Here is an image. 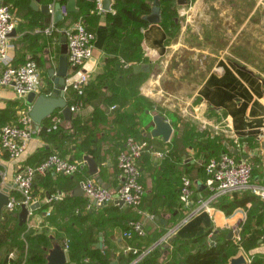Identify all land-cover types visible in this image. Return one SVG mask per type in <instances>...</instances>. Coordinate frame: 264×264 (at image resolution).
<instances>
[{"label":"crops","instance_id":"0c3cea01","mask_svg":"<svg viewBox=\"0 0 264 264\" xmlns=\"http://www.w3.org/2000/svg\"><path fill=\"white\" fill-rule=\"evenodd\" d=\"M56 1L39 0V3L53 4ZM12 11L16 22V28L11 34L14 44L10 52L13 63L34 60L38 77L43 84L41 91L46 94L53 88L47 72L50 68L58 67L63 44L61 39L64 36L62 30L69 20H63L60 27H55L52 15L45 16L39 10L32 9L29 4L28 7L14 5ZM106 12L100 9L98 19L89 23L95 34L92 57L85 64L89 75L87 87L92 92L90 100L79 110L71 112L69 118L62 112L59 130H36L21 158L11 159L0 150V188H8L9 196L19 200L20 193L13 179L16 169L20 165L36 164L48 154L56 152L70 160L80 158L79 156L83 158L85 155L92 157L106 187L114 189L118 182L117 167L112 162L116 158L115 152L125 144L127 135L138 134L147 138L153 150L162 151L168 146L172 147L178 162L171 171L167 170L163 174V184L178 182L179 176L184 174L190 178L196 195L187 208L180 207L175 196L157 197L160 194L154 191L153 175L158 173L156 169L163 164V160L149 152V156L141 155L138 166L145 189L143 214H138L134 208L125 204L121 208L128 216L142 223L145 230V235L140 239L143 242L142 249L153 246L171 229H175L174 233L161 244L164 250L172 249L173 241L192 239L207 232V240L214 233L217 234L215 238L218 235L226 236L230 228L237 227L246 220V211L244 208H237L232 214L226 215L220 206L248 194H228L209 203L207 208L195 212L198 205L208 200L209 196L203 182V164L209 152L202 150L199 142L208 136L221 140V147L214 150V153L227 152L234 155L236 160L248 161L253 168L254 180L264 183V0H187L185 4L176 7L178 16L184 15L187 22L190 20L182 26L176 16L181 28V31L178 29V35H168L159 22L149 23L142 29L144 61L137 64L148 63L150 70L148 73L133 71L135 75L144 74V81L137 88L128 84L126 72L120 65L107 61L113 56L105 50V43L107 36L115 29L107 21ZM52 24L55 28L48 34L46 29ZM187 26L189 30L185 33ZM193 38L196 41L194 45L191 41ZM178 51L182 58L185 55L182 52L188 51L191 56L199 59L193 61L192 66L188 59L176 58ZM71 71L68 64L66 77ZM125 86L126 96H132L130 101H126L124 105L110 103L112 98L121 96ZM194 86L196 88L193 95L178 103L179 99L175 97L188 95V90ZM134 92L149 100L153 108L148 110L141 107L138 100L134 99ZM64 98L67 106L69 99L73 100L68 93H64ZM194 100H198V105L194 106L192 103L190 106ZM17 101L18 104H14ZM179 106H187L190 112L178 114L182 120L175 124L167 118L165 112L178 113L175 109ZM26 107L29 105L25 97H18L10 87L0 88V112L7 110L14 117L12 121H17L21 110ZM157 113L164 114L172 126L168 141L161 136L148 137V133L154 128L153 115ZM75 118L95 134L97 147L93 149L95 151L100 148L102 156L107 153L105 164L95 159L94 151L87 154L78 148L85 132H79L74 127L72 120ZM44 124L51 125V116L43 121L42 125ZM146 156L152 165H145ZM86 169V173L68 176L48 174L34 181L33 191L40 206L43 205L44 208L38 210L39 206L28 217L20 234L21 239L26 234L32 237L39 235L47 237L53 246L60 244L57 240L62 232L50 222L45 212L49 209L50 214L57 211L58 214H64L59 208L50 205L57 204L64 197L86 200L83 191L76 189L82 176L93 177L88 172V165ZM111 205L115 203L88 210L95 215L98 209ZM18 211L19 207L13 210L7 226L12 227L18 223ZM153 211L157 213L153 214ZM4 215L0 220V227ZM260 229L263 230V226L255 225L252 220L251 231L261 237L249 251L251 255L264 256V237ZM122 233L118 225L107 227L100 249L112 256L126 255L122 250L128 242ZM10 240L0 248V264H16L21 255L20 248L12 246ZM49 249L51 248L47 252ZM66 255L69 263L71 254L68 252ZM163 258L165 253L160 261ZM247 260L249 264L248 257ZM112 264H119V261L115 258Z\"/></svg>","mask_w":264,"mask_h":264},{"label":"trees","instance_id":"16d2710c","mask_svg":"<svg viewBox=\"0 0 264 264\" xmlns=\"http://www.w3.org/2000/svg\"><path fill=\"white\" fill-rule=\"evenodd\" d=\"M2 1L9 4V0ZM21 1L12 0V9L14 5H26L28 7L29 4L30 6L31 0L30 2H28V0ZM57 1L61 3L67 2V0ZM155 2L158 3L157 5L160 12L159 23L165 28V30H167L168 35H174L178 27V21H176V7L179 4L177 3V0H113L111 10L106 12L107 21L115 29V31L109 34L106 39L105 50L113 56L107 61H113L115 64L120 65L121 69L126 72V81H128V84L134 85V88H137L144 81L143 73H138L136 75L133 74V66L144 61L141 48L142 29L149 24L145 17L152 12ZM76 5L78 11L70 14L69 22L81 18L87 29L94 32L92 25L89 23L92 22L91 20H97L99 17L100 9L98 8V0H76ZM62 23L63 21L56 23L55 27H60ZM87 86L88 83L84 88L83 95L80 97H77L76 91L71 88L68 89L66 93H68L71 98H79L82 100L83 104H85L90 100V95L92 94ZM126 94L127 87L125 86V90L121 96L117 95V97L112 98L110 103L113 102L124 105L126 101H130L132 98L130 94L129 96H126ZM133 96L135 100H138L137 103H139L141 107L147 108L148 110L153 108L149 100L143 96L137 95V93ZM72 101L69 99V103ZM18 102L19 101L14 104H18ZM13 118L14 117H12L11 113L7 112V110L0 112V126L2 127L6 123L14 122L12 121ZM72 122L79 132H85L82 142L79 147H77L82 152H87V154L93 152V147L97 145V140L93 131L89 130L88 127L81 125L80 120L77 118L72 120ZM42 124L40 126V132L44 129L48 130L50 125H46L47 123L44 125ZM57 130L59 129H56V131ZM128 137H133L138 141H146L147 146L141 155L145 154L149 156L148 152L150 153L149 150L153 147L148 143L147 138L142 135L131 134L125 137L124 143ZM203 140L199 142V145L202 150L209 152L207 159L218 156L219 154L216 152L214 153V150L221 147V141L216 138H206ZM124 148L125 144H122L118 148V151L115 152V161L112 159L115 167H117V156L121 150H124ZM161 152H163V164L157 167L156 170L158 173L153 175L154 191L160 194L157 195L159 198L163 195L175 196L178 199V202H180V207L187 208L189 205L185 207L180 200L182 177L185 175H180L178 182H171L167 185H164L162 181L163 174L167 170L171 171V168L175 165L177 166L178 159L170 146L165 150L163 149ZM47 156L42 158V160ZM93 156L102 164H105L108 158L107 153L102 156L100 148H96L93 152ZM148 156H146L147 163H145V165H152L150 160L148 161ZM232 156L234 157V155ZM79 157L80 158L77 159L82 158L81 156ZM140 157L138 158L137 163L140 160ZM86 168L87 165L81 169V172L86 173ZM101 170H104L102 165ZM117 171L119 175L118 167ZM38 177L41 176L35 177L34 181ZM205 178L206 175L204 173L203 182L205 181ZM140 181L144 187L142 177L140 178ZM191 187H193L192 184ZM33 194L36 196L34 191ZM194 196L196 195L193 189L191 200H193ZM50 205L57 209L59 208L60 211L64 213L58 214L57 211V213L55 212L52 214L51 212L48 217L50 218V222L64 234V237L67 238L69 242L71 261L67 264H79L85 258H88L87 264H112L113 259L115 258L119 261V264H130L136 257L132 252H129L126 255L119 254L118 256H112L106 250L95 246L98 242L99 236H104L107 227H113L116 225L121 227L123 233L130 234V236L125 237L129 246L138 249L139 252L143 250L141 247L143 242L140 240L143 237L138 236L128 225L129 221L136 219L128 216L118 204L100 208L95 215L94 212H89L86 200L76 199L75 197H64L63 200H60L57 204L52 203ZM43 208L44 206L41 205L38 210H43ZM220 208L226 215L232 214L237 208H244L246 211V220L241 224L240 238L238 242L232 239H226V236L222 235H218L215 239L208 238L207 240V235L209 234V232H207L192 239H184L179 242L173 241V244H171L173 246L172 249L164 250V246L158 245L134 264H226L232 256H235L237 252H239L240 249L245 253H249V251L257 245V241L261 237L251 231V221L253 220L255 225H262L264 229V200L248 194L230 203L222 204ZM118 212H121L120 215H118ZM12 213L13 211H4L2 214L5 215L1 223L2 226L0 227V248L2 245H5V243L8 244L9 239H11V245L20 248L21 252L16 264H46L47 249L52 248V243L49 242L47 237L39 235L32 237L31 235L26 234L24 239H21L20 234L23 232L25 225L18 226V223L16 222L12 227L7 226ZM156 213V211H153V214ZM260 230L261 232L263 231L262 229ZM163 253H165V258L160 261ZM249 259V264H264V256L250 255Z\"/></svg>","mask_w":264,"mask_h":264},{"label":"built area","instance_id":"2783aa9c","mask_svg":"<svg viewBox=\"0 0 264 264\" xmlns=\"http://www.w3.org/2000/svg\"><path fill=\"white\" fill-rule=\"evenodd\" d=\"M61 3V2H60ZM98 8H100L98 0ZM61 13L63 20H69L70 13L67 11L66 3H61ZM16 28V22L10 4L0 0V88L10 87L18 97H25L30 92L42 93V82L38 77L37 64L32 59H27L23 63L14 64L11 51L14 44L11 41V34ZM52 24L46 29L50 34L54 30ZM66 37V56L71 73L66 77L64 91L73 89L76 96L80 97L84 93V88L89 81V75L85 70L86 62L92 57L94 49L95 34L88 30L81 18L69 22L62 30ZM52 91L44 93L50 95ZM73 101L68 103L71 112L79 110L84 104L79 98L72 97ZM30 106L21 110L17 121L6 123L0 129V150L11 159H19L25 153L27 143L36 130V125L29 115ZM62 111L51 115V125L48 131L59 128L62 120ZM146 141H138L133 137H128L125 141V148L117 156V167L119 169L117 186L114 189L103 187L93 177L82 176L79 180L82 191L86 197L87 208L108 205L115 200H123L124 204L134 208L138 214H143L142 204L145 189L140 181L141 170L137 160L146 148ZM150 153L156 158H162L163 152L150 149ZM87 165L84 158L67 159L59 153L52 152L44 160L34 165H20L14 174V182L20 193V199L9 196V203L5 211H13L17 206L25 204L29 207L38 201V197L33 194L34 179L37 176L74 175L80 173L81 169ZM206 175L204 184L209 192L208 200L200 203L195 210L207 208L208 204L217 201L219 198L233 193H246L257 196L264 200V183L253 178L252 165L246 160H236L231 154L223 152L218 156L207 159L203 164ZM1 189V188H0ZM193 189L191 180L187 176L182 177V188L180 200L184 206L191 203ZM50 199V198H49ZM33 211L29 210V216ZM50 215V210H46L45 216ZM131 230L138 236L143 237L145 230L139 220L129 221ZM241 228H234L235 233H240ZM175 229L167 231L163 237L153 246L144 248L140 252L138 249L127 245L122 251L132 252L136 255L130 263L134 264L146 256L158 245L166 242L174 233ZM264 237V229L262 232ZM124 237L130 236L123 233ZM240 238V237H239ZM60 245L66 254L69 252V242L67 238L60 241ZM88 258L83 259L79 264H87Z\"/></svg>","mask_w":264,"mask_h":264},{"label":"water","instance_id":"95a60500","mask_svg":"<svg viewBox=\"0 0 264 264\" xmlns=\"http://www.w3.org/2000/svg\"><path fill=\"white\" fill-rule=\"evenodd\" d=\"M113 0H99L100 8L103 11H110ZM187 0H177L179 5L185 4ZM158 3H154L152 12L145 17L149 23H157L160 21V12L158 8ZM30 7L34 10H39L43 15L53 16V23L63 21L61 13V3L59 1L51 3L40 4L39 0H32L30 2ZM67 11L70 14L76 13L78 7L76 5V0H67L66 2ZM63 43L60 49V56L58 60L57 69L50 68L48 70V76L53 84L52 92L50 95H45L44 93L37 94L36 92H30L25 96L26 103L30 106L29 115L36 124V128H40L41 124L45 119L51 116L55 111L62 110L63 114L69 118L71 111L67 106V101L64 98V84L67 75L68 61L66 56V37L63 36L61 39ZM150 70V65L148 63L135 64L133 66L134 73L143 71L148 73ZM154 128L148 133V137H158L161 136L165 141H168L172 134V126L164 115L157 113L153 115ZM88 165V172L95 180L106 187L103 179L98 174V165L94 159L88 155L83 157ZM107 188V187H106ZM76 189L82 191L81 185L78 184ZM8 188L3 187L0 189V220L2 214L5 211V207L9 203ZM120 206L124 205L123 200L117 199L114 202ZM40 206L39 201L32 203L29 207L25 204H21L18 211V225L23 226L29 217V210H36ZM103 205H99L102 207ZM233 231L226 234V239L234 240ZM216 233L213 234L212 239H215ZM96 247H102V236H99L98 242L95 244ZM0 252V256H1ZM46 264H66L68 262L66 252L63 250L59 243L54 244V246L48 250L46 255ZM226 264H248L247 257L240 253L238 255L232 256Z\"/></svg>","mask_w":264,"mask_h":264},{"label":"rangeland","instance_id":"374dc122","mask_svg":"<svg viewBox=\"0 0 264 264\" xmlns=\"http://www.w3.org/2000/svg\"><path fill=\"white\" fill-rule=\"evenodd\" d=\"M8 3L9 4H11V8H12V0H9L8 1ZM13 10V9H12ZM184 16V15H183ZM178 16L177 15V17L179 18L178 19V21L179 22H182V26H183V24H186V17L184 16ZM177 21V20H176ZM190 22V20L187 22V24ZM188 27V26H187ZM178 29H179V31H181V28H179V24H178V27H177V29H176V31H175V35H178V33H179V31H178ZM188 30H189V27L185 30V33H188ZM184 41H187L186 39L184 40ZM192 43H193V45L194 44H196V41H195V38H193L192 40ZM182 54L184 55V57L182 58L181 57V54L179 53V51H178V53H177V56H176V58L178 59V57L180 58V59H183V60H186V59H188L189 61V64L191 63V65L193 66V64H192V62L193 61H195V60H198L199 58H195L194 56H191V53L190 52H188V51H186L185 53L184 52H182ZM187 61V60H186ZM195 88H196V86H194L193 88H190L189 90H188V95H185L184 97H180V96H176L175 98H177V99H179V101H178V103L180 102V100H185L186 98H188V97H190V96H192L193 95V93H194V91H195ZM192 103H193V105L194 106H197L198 105V100H194L193 102H191V104H190V106L192 105ZM156 109H157V107H156ZM157 111H160V110H157ZM175 111H177L178 113H176V112H165V114L167 115V118L169 119V120H171V122L172 123H175V124H177L178 122L180 123L181 122V120H182V117H180L178 114H184V113H188V112H190L189 111V108L187 107V106H179V108H177V109H175ZM161 113H163V112H161ZM162 115H164V114H162ZM200 126H202V123H200ZM201 128V127H200ZM206 128V127H205ZM208 136V135H207ZM207 138H210L209 136L207 137ZM217 139V138H216ZM203 141H206V140H203ZM221 141V140H220ZM218 153H220V152H218ZM235 196H238V195H235ZM240 198V197H239ZM244 222H241L240 224H238V226L236 227V228H239V227H241V224H243ZM234 227V228H235ZM234 228L232 227V228H230V230H229V232L231 231H233V237H234V240L236 241V242H238V240H239V237H240V233L238 232V233H235L234 232ZM59 237H60V239H58L57 240V242H60L63 238H64V234H62V233H60L59 234ZM240 253H243L246 257H248L249 258V256L251 255L250 254V252L249 253H245L244 251H242V249H240L239 250V252H237V254L236 255H238V254H240Z\"/></svg>","mask_w":264,"mask_h":264}]
</instances>
